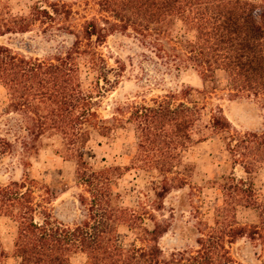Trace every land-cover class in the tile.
Returning <instances> with one entry per match:
<instances>
[{
    "label": "trees",
    "instance_id": "16d2710c",
    "mask_svg": "<svg viewBox=\"0 0 264 264\" xmlns=\"http://www.w3.org/2000/svg\"><path fill=\"white\" fill-rule=\"evenodd\" d=\"M96 1L112 20L104 19L107 26L86 21L81 30L70 32L71 44L60 46L51 57L25 56L0 44V87L5 92L0 118L6 116L0 122V158L17 147L25 160L36 158L41 148L50 147L75 162V179L83 188L77 203L49 208V188L27 173L0 184V217L16 224L17 264H72L71 256L78 252L85 255L84 264H243L228 249L240 237L264 252V199L254 184V176L264 168V124L240 133L222 113L212 116L211 128L222 133L231 166L239 164L246 177H223L227 180L219 188L212 225L201 220L202 227L191 225L196 248L166 260L158 239L170 224L159 221L153 211L163 208L172 180L183 187L179 176L186 167L190 176L182 153L193 144L200 107L188 95L199 90L181 89L187 100L176 104L171 102L174 92L151 99V105L134 103L127 118L114 117L108 123L99 117L92 94L82 88L77 63L83 55L98 66L101 56L94 44L119 33L157 60L200 78L203 87L212 82L214 69L222 68L232 87L261 98L264 107V0ZM45 3L55 14L66 7L58 1ZM46 7L34 5L31 15L0 18V37L25 33L41 15L52 19ZM164 41L170 43L168 48ZM127 122L138 132L128 164L97 167L89 146L92 133L109 139ZM24 159L23 166L31 165ZM132 169L148 173L145 187L153 195L135 208L123 205L118 190V179ZM239 206L255 209L256 223L240 224L235 217ZM76 210L80 217L70 218ZM121 226L134 235L128 245L118 242Z\"/></svg>",
    "mask_w": 264,
    "mask_h": 264
},
{
    "label": "rangeland",
    "instance_id": "374dc122",
    "mask_svg": "<svg viewBox=\"0 0 264 264\" xmlns=\"http://www.w3.org/2000/svg\"><path fill=\"white\" fill-rule=\"evenodd\" d=\"M45 1L62 2L66 7H59L58 14H55L46 7ZM34 5L46 7L53 18L41 15L40 20L33 21L25 33L0 37V44H6L29 57H51L60 46L67 48L74 39L70 32L81 30L86 21L96 20L100 25L107 26L104 19L112 20L107 13L100 11L96 0H0V18L31 15L35 12ZM66 9L70 11L69 14ZM180 35L182 39H187V34L182 31ZM164 44L168 48L170 43L164 41ZM94 46L101 60H98V66H92L86 56L78 57L79 77L82 88L91 93L97 102L99 117L108 123H112L114 117L127 118L130 105L134 103L151 105V99H162L167 93L174 92L175 97L169 100L176 104L179 100H187V96L181 94V89L192 87L199 90V93L191 92L188 95V99L196 101L200 107V119L192 133L193 144L182 153L183 162L190 164V176H187L186 167L182 171L184 174L179 176L185 181L183 187L178 188L180 181L172 180L173 188L163 199V208L153 211L159 221L170 224L169 230L158 239L162 258L169 260L179 252L186 256L196 248L193 242L196 234L190 230L191 225L202 227L200 220L212 225L216 202L221 198L219 188L227 180L223 177L230 173L236 178L246 177L239 164L231 166L223 135L211 128V118L222 113L240 133L259 130L264 124L262 99L232 87L222 68L214 69L212 82L207 80L203 87L200 78H194L187 71L175 70L164 61L157 60L153 53L144 52L133 39L119 33L109 34ZM4 98L5 92L0 87V113ZM5 117L2 116L0 122ZM137 133L135 125L129 122L115 129L109 139L94 131L89 146L95 154V165L124 167L128 164L127 159L135 147ZM23 159L19 147L15 152L0 158V184L27 173L49 188V208L77 203V196L83 188L75 179L76 165L73 160L55 154L50 147L41 148L36 158L24 159L26 163L30 162L28 167L20 163ZM173 176L178 175H169L171 178ZM148 184L147 172L140 169L127 171L118 179L123 205L135 208L146 198H152V191L146 188ZM254 184L259 197L264 199V168L254 176ZM73 212L75 217L70 218L78 219L79 211ZM256 215V210L251 207L239 206L235 211L240 224L256 223ZM15 234L16 224L1 216L0 264H17L13 256ZM133 238L134 235L124 226L119 227L117 239L120 244L128 245ZM136 244L140 245L139 242ZM228 249L240 263L264 264V252L245 237L237 238L228 245ZM85 260V255L80 252L73 254L70 259L72 264H84Z\"/></svg>",
    "mask_w": 264,
    "mask_h": 264
}]
</instances>
